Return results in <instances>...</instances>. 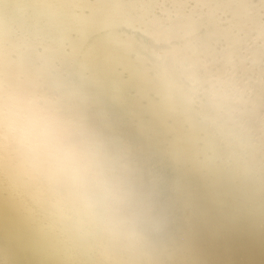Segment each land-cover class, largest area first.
<instances>
[{"label":"bare ground","instance_id":"1","mask_svg":"<svg viewBox=\"0 0 264 264\" xmlns=\"http://www.w3.org/2000/svg\"><path fill=\"white\" fill-rule=\"evenodd\" d=\"M5 49L131 162L148 247L129 264H264L261 0H0ZM193 86L229 105L194 103ZM0 264L113 262L63 240L0 174Z\"/></svg>","mask_w":264,"mask_h":264},{"label":"clouds","instance_id":"2","mask_svg":"<svg viewBox=\"0 0 264 264\" xmlns=\"http://www.w3.org/2000/svg\"><path fill=\"white\" fill-rule=\"evenodd\" d=\"M12 63L5 49L0 174L52 231L81 251L113 264L141 259L137 253L146 251L148 237L131 162L60 96L11 72ZM188 90L194 103L217 113L229 105L221 89Z\"/></svg>","mask_w":264,"mask_h":264},{"label":"snow or ice","instance_id":"3","mask_svg":"<svg viewBox=\"0 0 264 264\" xmlns=\"http://www.w3.org/2000/svg\"><path fill=\"white\" fill-rule=\"evenodd\" d=\"M261 3L264 4V0H261Z\"/></svg>","mask_w":264,"mask_h":264}]
</instances>
